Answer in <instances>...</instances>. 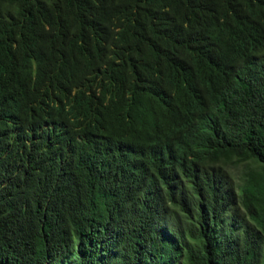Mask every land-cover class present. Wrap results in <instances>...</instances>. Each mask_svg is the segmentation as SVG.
<instances>
[{
    "label": "trees",
    "instance_id": "1",
    "mask_svg": "<svg viewBox=\"0 0 264 264\" xmlns=\"http://www.w3.org/2000/svg\"><path fill=\"white\" fill-rule=\"evenodd\" d=\"M0 264H264V0H0Z\"/></svg>",
    "mask_w": 264,
    "mask_h": 264
},
{
    "label": "clouds",
    "instance_id": "2",
    "mask_svg": "<svg viewBox=\"0 0 264 264\" xmlns=\"http://www.w3.org/2000/svg\"><path fill=\"white\" fill-rule=\"evenodd\" d=\"M15 1L20 3V8L23 10L27 9L28 7H30L31 5H33L35 3V0H15ZM84 19H89V22H86V23L84 22V24H83L84 28L92 29L95 27L96 20L93 16L87 14L84 16ZM122 42L119 41V43L116 42V44H120ZM107 67L112 68L111 63L104 62L102 64V69H99V70H107ZM4 69L7 71V69L5 67H4ZM98 74L100 75V77H102V74L100 72H98Z\"/></svg>",
    "mask_w": 264,
    "mask_h": 264
}]
</instances>
